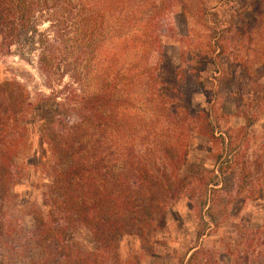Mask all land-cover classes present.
<instances>
[{"label":"trees","instance_id":"trees-1","mask_svg":"<svg viewBox=\"0 0 264 264\" xmlns=\"http://www.w3.org/2000/svg\"><path fill=\"white\" fill-rule=\"evenodd\" d=\"M148 1L0 0V47L33 58L47 83L68 79L65 112L75 115L64 120L50 99L32 98L15 81L0 83V264L116 262L123 237L147 240L162 231L191 185L208 190L228 172L236 178L234 194L263 197L264 128L247 156L248 129L257 117L247 112L258 96L251 94L242 111L251 120L242 128H226L210 110H192L177 72L150 40L156 16L142 21ZM158 1L155 13H169L177 0ZM152 51L159 59L150 63ZM202 60V69L212 64ZM28 122L39 127L55 167L45 212H33V230L21 238L8 212L17 183L12 154L20 152ZM195 139L209 146L214 177L186 175ZM74 224L89 231L93 251L69 241ZM260 238L264 245V233Z\"/></svg>","mask_w":264,"mask_h":264},{"label":"rangeland","instance_id":"rangeland-1","mask_svg":"<svg viewBox=\"0 0 264 264\" xmlns=\"http://www.w3.org/2000/svg\"><path fill=\"white\" fill-rule=\"evenodd\" d=\"M159 3L149 0L140 16L142 21L156 16L150 40L158 46L162 62L177 72L178 90L192 110H210L223 117L221 124L226 128H242L251 122L242 111L252 103L251 94L258 96L259 101L254 100L247 112L248 116L250 112L257 114L248 129L250 157L261 143L264 128V0H177L171 12L155 13L158 10L152 5ZM149 56L150 63L159 59L153 51ZM205 58L212 64L202 69L198 62ZM163 79L169 83L171 77L165 73ZM5 81L21 84L32 98L50 99L54 112L64 120H74V112H65L70 81L48 84L37 72L34 59L20 58L15 48L0 47V83ZM66 105L70 108L69 103ZM28 123L31 127L20 152L12 154L17 183L11 191L8 212L10 221L22 231L21 238L33 230V212H45L44 195L55 167L39 127ZM215 166L209 146L195 139L186 175L200 172L214 177ZM229 174L211 177L217 186L209 185L208 190L197 187L199 182L191 185L168 211L162 231L147 240L123 237L119 259L110 264H264V245H260L264 188L258 201L236 195V178ZM71 230L69 241L83 251L94 250L84 226L74 224Z\"/></svg>","mask_w":264,"mask_h":264}]
</instances>
